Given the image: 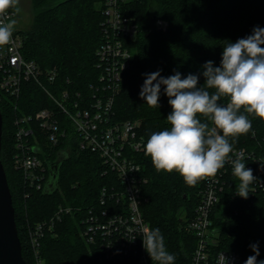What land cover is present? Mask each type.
<instances>
[{
    "label": "trees",
    "instance_id": "trees-1",
    "mask_svg": "<svg viewBox=\"0 0 264 264\" xmlns=\"http://www.w3.org/2000/svg\"><path fill=\"white\" fill-rule=\"evenodd\" d=\"M104 1L31 0L32 24L20 32L24 38L23 58L35 62L42 71L56 70L58 85H70L73 91L87 94L98 77L95 52L102 42ZM121 10L138 25L139 31L134 39L127 41L132 57L114 99V120L136 123L145 144L153 132L170 128L166 119L172 111L163 85L159 108L149 107L140 97L145 74L160 71V75L167 78L179 72L182 79L193 74L199 77L198 86H202L205 82L203 65L207 61L219 67L227 43L251 35L256 26L264 28V0H126ZM158 22L165 23L166 27H159ZM227 102L226 98L219 101L221 104ZM51 106L43 91L32 82L21 83L17 99L0 90V160L25 263L33 264L26 246L27 230L48 219L58 206H63L72 208V212L64 215L56 225L55 236L43 238L40 254L44 264H138L135 261L100 263L97 249L85 241L83 222L88 210L98 207L103 188L111 189L113 185L119 188V183L112 172L105 173L96 154L78 149L71 130L57 146L39 136L43 151L40 157L48 178L49 165L57 159V154L63 151L66 154L54 191L43 193V190L29 189L22 173L14 169L15 119ZM197 118L207 122L203 116ZM249 119L251 131L235 138L233 149L264 150V121L251 116ZM33 128L38 134L37 127ZM232 140L229 137V141ZM134 159L147 181L141 194L144 220L149 228L160 229L167 251L176 258L175 264H189L195 238L184 230V225L194 214L200 183L189 186L175 171L157 172L151 158L145 155V149L135 154ZM225 180L221 200L211 214L216 231V244L211 253L235 252L245 264L247 258L255 254L251 245L258 244L257 261H264L263 194L259 193L253 204H244L233 198L238 190V178L230 171ZM113 204H117L115 200L107 202L108 206ZM118 205H122L121 201Z\"/></svg>",
    "mask_w": 264,
    "mask_h": 264
},
{
    "label": "built area",
    "instance_id": "built-area-1",
    "mask_svg": "<svg viewBox=\"0 0 264 264\" xmlns=\"http://www.w3.org/2000/svg\"><path fill=\"white\" fill-rule=\"evenodd\" d=\"M126 0H105L102 42L95 52L97 81L89 86L88 93L73 91L70 85L57 84L58 73L52 69L42 71L33 61L22 56L24 38L14 30L10 43L0 46V90L17 99L22 82H32L38 86L51 103L32 114L18 116L14 125L13 166L22 173L29 189L43 190L48 181V172L41 159L39 136L52 146L64 140L68 131L75 135L80 151L96 154L106 172H112L119 183L111 189L100 192L97 208L88 210L84 220L83 237L88 245L97 249L100 263L138 262L155 264L143 247V227H149L141 213V194L146 184L141 166L134 155L144 149V140L139 136V126L132 121L114 120V99L117 95L123 74L130 66L132 54L127 41L136 37L139 28L121 10ZM9 10L11 18L16 14ZM159 27H166L163 22ZM49 85V86H47ZM63 117L62 120L59 118ZM37 127L38 134L33 132ZM243 152L246 168L253 171L257 181L251 185L247 199L237 195L244 204H253L259 193L263 194L264 204V150L258 152L236 148L230 154ZM232 171L230 163L215 176H207L199 181L198 203L191 218L186 220L184 230L195 238V247L189 264H218L221 253L228 258V264H244L235 252L219 251L212 255L216 244L215 227L211 219L214 207L220 202L226 186V175ZM115 200L117 204L108 206ZM121 201L122 205H118ZM72 208L58 206L46 220L38 222L27 230L26 246L33 264H44L40 254L41 242L46 235L55 236L56 225Z\"/></svg>",
    "mask_w": 264,
    "mask_h": 264
},
{
    "label": "clouds",
    "instance_id": "clouds-1",
    "mask_svg": "<svg viewBox=\"0 0 264 264\" xmlns=\"http://www.w3.org/2000/svg\"><path fill=\"white\" fill-rule=\"evenodd\" d=\"M19 0H0V46L10 43L19 13ZM264 28L256 26L251 35L229 42L223 47L219 67L207 61L203 67L205 82L198 86L199 77L179 72L167 78L160 71L145 74L139 93L146 104L159 108L161 85L172 111L167 116L170 128L153 132L144 145L145 155L157 172H177L185 183L195 186L207 176H215L228 162L238 178L237 195L247 199L251 185L257 181L252 169L246 168L243 152L231 159L235 138L252 129L249 117L264 121ZM155 82V83H154ZM227 99L226 104L219 101ZM243 109V113L241 112ZM207 122H201L197 116ZM254 135V132L252 133ZM229 137L233 138L232 142ZM143 247L155 264H175V256L167 251L165 238L159 228L143 227ZM255 253L245 264H264L257 261L258 244L251 245ZM218 264H228L223 253Z\"/></svg>",
    "mask_w": 264,
    "mask_h": 264
},
{
    "label": "water",
    "instance_id": "water-1",
    "mask_svg": "<svg viewBox=\"0 0 264 264\" xmlns=\"http://www.w3.org/2000/svg\"><path fill=\"white\" fill-rule=\"evenodd\" d=\"M2 136V115L0 111V152ZM66 159L64 152L57 154V159L49 165V178L43 193L56 189L57 175L61 163ZM214 231L213 233H215ZM0 264H26L21 254V244L15 224L12 198L3 165L0 160Z\"/></svg>",
    "mask_w": 264,
    "mask_h": 264
},
{
    "label": "rangeland",
    "instance_id": "rangeland-1",
    "mask_svg": "<svg viewBox=\"0 0 264 264\" xmlns=\"http://www.w3.org/2000/svg\"><path fill=\"white\" fill-rule=\"evenodd\" d=\"M18 7L21 11L16 13L14 18L16 20L15 30L21 32L29 29L32 24L31 0H19ZM137 123L140 124L139 122Z\"/></svg>",
    "mask_w": 264,
    "mask_h": 264
}]
</instances>
